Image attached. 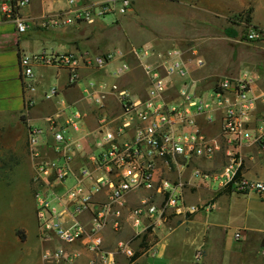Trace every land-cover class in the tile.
I'll return each instance as SVG.
<instances>
[{
    "label": "built area",
    "instance_id": "obj_1",
    "mask_svg": "<svg viewBox=\"0 0 264 264\" xmlns=\"http://www.w3.org/2000/svg\"><path fill=\"white\" fill-rule=\"evenodd\" d=\"M30 1L13 0L7 9L19 32L29 27L20 12ZM66 1L68 11L55 21L60 26L94 22L109 13L124 14L133 3ZM246 37L263 41L264 31L252 28ZM130 51L139 58L147 78V84L138 90L118 83L131 70L122 50L21 55L28 89L35 88L36 63L67 68L69 85H76L82 79V66L103 68L119 60L112 72L116 81L108 84L89 79L84 86V98L101 111L96 129H85L87 113L77 102L66 99L47 117L46 126H28L39 238L51 244L42 252L46 264H80L81 250L67 247L74 245L90 253L85 264H119L117 252L106 246L107 229L122 231L126 218L133 236L143 238L170 218L212 210L213 199L188 200L198 186L264 196V180L245 175L241 150L245 145H256L264 151V111L258 110L253 91L256 78L242 70L204 85L191 72L193 66L205 65L196 52L187 57L180 47L161 50L147 45H133ZM58 94V89L51 87L45 98ZM110 95L120 105L117 123L115 117L102 112ZM28 104H33L32 99ZM209 125L218 126L219 137L206 132ZM223 149L225 159L215 166L216 155ZM188 171L190 179L183 176ZM132 195L135 203L129 198ZM235 238L240 239L241 233L236 232ZM146 242L154 255L156 242ZM117 251L128 258L135 255L130 242H120ZM202 257V251H197L194 264H202Z\"/></svg>",
    "mask_w": 264,
    "mask_h": 264
},
{
    "label": "crops",
    "instance_id": "obj_2",
    "mask_svg": "<svg viewBox=\"0 0 264 264\" xmlns=\"http://www.w3.org/2000/svg\"><path fill=\"white\" fill-rule=\"evenodd\" d=\"M83 1L99 3L103 0ZM12 4L13 0H0V121L5 122L6 118H10L16 124L20 123L24 126L26 149L28 126L31 124L46 126L47 117L61 108L62 99L70 103L77 102L87 113L85 129L88 131L96 129L101 111L90 106L83 96V89L89 79L105 81L108 84L116 81L112 72L119 60L110 61L103 68L82 66L80 71L82 79L76 85H69L67 68L54 64L36 63L32 81L35 88L28 89L26 85L29 82L25 79L20 65L22 54H35L42 51L48 53L78 51L99 54L110 49L122 50L131 64V70L120 78L118 83L131 89L140 80L142 85L139 88L147 84L139 58L130 51L133 43L130 42L118 19L115 22H106L103 16L94 22L79 21L72 25L60 26L55 21L60 14L68 11L69 4L66 0H31L20 12L29 27L27 31L19 32L16 23L7 12ZM256 27L264 31V21ZM135 32L138 33L137 30ZM212 40L213 37H205L203 42L205 46L200 42L206 55L204 56L206 57L205 65L191 68V72H206L203 77H197L202 79L204 85L216 80L212 79L216 75H207L209 72H218L217 63L215 62V66L211 65L205 49L212 44ZM173 44L157 36H151L145 45L164 50L175 46ZM183 50L187 57L194 55V52L198 53L195 48ZM242 70H248L256 78L253 91L258 97L257 108L259 111H264V57L259 59L258 63H247L244 69L235 75ZM210 76L213 77L209 78ZM51 87H56L59 94L47 99L45 92ZM29 99L33 101L30 107ZM106 104L107 107L102 112L115 117V123H117L121 109L115 96H108ZM205 130L210 136L219 137L217 125H209ZM241 150L244 156L245 175L249 178L264 180V151L256 145H245ZM224 159L225 149L216 155L215 166H220ZM32 163L34 171L33 159ZM171 175L175 177L176 173ZM183 176L190 179L192 175L188 171L184 172ZM129 198L135 203L134 195ZM210 199L215 202L212 210L202 209L189 217L170 218L164 222V226L143 238L133 236L131 222L125 218L122 231L116 233L111 229L106 230V246L117 252L119 264H194L199 250L203 253L202 264H264V196L208 186H198L188 196V200L194 202ZM34 208V218H29L30 224L24 219L20 222L25 229L21 231L26 236V239L22 240L18 230L17 235L23 244L22 248L17 249L12 246L13 242L17 243L12 236L9 250L8 246L5 249L4 259L10 249L18 253H16L17 258H13V261H4L2 258L0 264H26V262L27 264H46L42 257L43 248L39 249L34 240L33 245L30 246V235L36 236L40 244L43 242L39 238L35 202ZM236 232L241 233L240 239L235 238ZM146 239L156 242L157 252L154 255L147 250ZM120 242H130L135 251L134 257L128 258L124 253L117 251ZM33 247L35 250L31 251ZM67 247L81 250L82 257L79 262L80 264L87 262L90 256L87 250L78 245ZM39 252L42 259L39 257ZM32 253H35L36 258L30 257Z\"/></svg>",
    "mask_w": 264,
    "mask_h": 264
},
{
    "label": "rangeland",
    "instance_id": "obj_3",
    "mask_svg": "<svg viewBox=\"0 0 264 264\" xmlns=\"http://www.w3.org/2000/svg\"><path fill=\"white\" fill-rule=\"evenodd\" d=\"M249 11L251 23L246 21ZM117 19L133 45L144 46L151 36H157L175 47L197 49L205 61L200 42L205 46V37H213L212 44L205 48L211 65L217 63L218 72L207 74L216 75L212 79L235 75L247 63H258L264 57V42L249 41L246 37L264 21V0H134L127 13H109L104 17L106 22ZM226 28L236 30L238 36L228 35ZM205 74L194 72L196 77ZM141 85L142 81H137L132 89L138 90ZM12 121H0V260L4 259L7 246L9 250L12 236L17 240L12 246L22 248L17 232L25 229L20 222L24 219L30 224L29 218H34L35 211L33 163L26 149V133L22 124ZM29 240L30 246L34 240L42 251L51 246L47 242H42V246L36 236L30 235ZM34 250L35 247L31 248ZM16 253L10 249L4 261H13ZM30 257L36 258L35 253ZM39 257L42 259L40 252Z\"/></svg>",
    "mask_w": 264,
    "mask_h": 264
},
{
    "label": "trees",
    "instance_id": "obj_4",
    "mask_svg": "<svg viewBox=\"0 0 264 264\" xmlns=\"http://www.w3.org/2000/svg\"><path fill=\"white\" fill-rule=\"evenodd\" d=\"M246 21H247L248 23H251V22H252L251 11L248 12V15H247V17H246ZM225 32H226L228 35L232 36V37H236V36H238V32H237L236 30L232 29V28H226V29H225ZM18 234H19V236H20V238H21L22 240H25V239H26V236H25V234H24L23 231L19 230Z\"/></svg>",
    "mask_w": 264,
    "mask_h": 264
}]
</instances>
